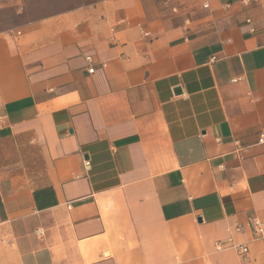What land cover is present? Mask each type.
Wrapping results in <instances>:
<instances>
[{
    "label": "crops",
    "instance_id": "0c3cea01",
    "mask_svg": "<svg viewBox=\"0 0 264 264\" xmlns=\"http://www.w3.org/2000/svg\"><path fill=\"white\" fill-rule=\"evenodd\" d=\"M178 3L0 32V264H264V0Z\"/></svg>",
    "mask_w": 264,
    "mask_h": 264
},
{
    "label": "rangeland",
    "instance_id": "374dc122",
    "mask_svg": "<svg viewBox=\"0 0 264 264\" xmlns=\"http://www.w3.org/2000/svg\"><path fill=\"white\" fill-rule=\"evenodd\" d=\"M99 1L101 0H0V32ZM158 1L170 11L179 4V0Z\"/></svg>",
    "mask_w": 264,
    "mask_h": 264
},
{
    "label": "built area",
    "instance_id": "2783aa9c",
    "mask_svg": "<svg viewBox=\"0 0 264 264\" xmlns=\"http://www.w3.org/2000/svg\"><path fill=\"white\" fill-rule=\"evenodd\" d=\"M258 0H245L246 3L249 2H257ZM89 72H92V70H89ZM242 255H245L247 253V249L245 247L240 248Z\"/></svg>",
    "mask_w": 264,
    "mask_h": 264
}]
</instances>
